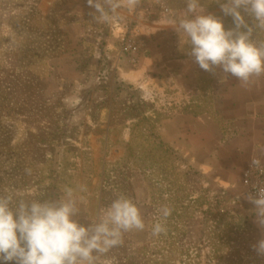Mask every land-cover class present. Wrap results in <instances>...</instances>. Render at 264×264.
Instances as JSON below:
<instances>
[{
	"label": "rangeland",
	"instance_id": "rangeland-1",
	"mask_svg": "<svg viewBox=\"0 0 264 264\" xmlns=\"http://www.w3.org/2000/svg\"><path fill=\"white\" fill-rule=\"evenodd\" d=\"M74 1L0 0V194L55 199L66 186L86 185L77 193L83 204L76 217L85 225L117 195L133 199L146 228L125 233L104 258L110 264H264L253 248L264 231L241 180L252 160L264 167V151L228 144L237 127L215 108L218 95L207 77L189 97L166 87L152 101L137 97L108 64L96 65L92 42L64 28L75 22ZM181 1L165 0L168 7ZM229 19L226 26L234 27ZM186 110H207L220 128L191 160L155 127ZM162 205L171 215L166 233L154 237Z\"/></svg>",
	"mask_w": 264,
	"mask_h": 264
},
{
	"label": "clouds",
	"instance_id": "clouds-1",
	"mask_svg": "<svg viewBox=\"0 0 264 264\" xmlns=\"http://www.w3.org/2000/svg\"><path fill=\"white\" fill-rule=\"evenodd\" d=\"M224 16L234 27L226 28L218 16L207 13L201 0H185L181 14L169 9L175 30L191 45L188 53L205 71L222 70L238 79L243 86L264 76V0H216ZM140 0H87L95 11L93 19L111 23L125 6L136 7ZM245 16L252 19L249 24ZM254 32L257 33L254 38ZM259 167V160H252ZM255 195L245 198L254 205V223L264 231V183L253 185ZM87 192L86 185L76 189L64 187L55 199H26L14 193L0 194V264H110L104 259L124 243V234L144 231L146 224L138 204L120 194L100 208L90 223L76 217L83 200L77 193ZM139 195V194H138ZM171 209L162 205L155 210L151 235L166 233L165 222ZM254 250L264 256V238Z\"/></svg>",
	"mask_w": 264,
	"mask_h": 264
},
{
	"label": "crops",
	"instance_id": "crops-1",
	"mask_svg": "<svg viewBox=\"0 0 264 264\" xmlns=\"http://www.w3.org/2000/svg\"><path fill=\"white\" fill-rule=\"evenodd\" d=\"M201 3L207 13L221 18L228 28L226 25L231 24V20L223 15L216 0H201ZM166 7L165 0H140L136 7L121 8L118 19L101 23L93 19L91 13L95 10L89 7L87 0H75L69 10L75 14V22L66 24L64 28L75 40L92 42L96 47L92 59L94 63L108 64L117 80L132 87L137 97L147 95L156 101L155 98L166 87L188 96L190 92L200 91L206 86V77L208 83L212 80L208 87H213L218 95L215 108L222 111L225 118L233 119L237 127L228 144L243 142L250 152L260 154L264 151V76L254 78L249 85L243 86L236 77L230 74L225 77L220 69L214 73L202 70L188 55L191 45L184 43V37H180L175 30L168 11L171 9L181 14L185 0L164 10ZM245 18L252 24L250 17ZM125 24L131 26L132 38L139 45L133 58L119 51ZM256 35L254 32V38ZM259 38L264 39V33H260ZM72 58L70 61L74 62ZM75 63L81 64L80 60H75ZM226 93L233 95L229 101L223 97ZM229 102L231 106L227 109ZM242 105H249L246 108L248 112L241 113ZM156 129L165 143L189 160L195 159L196 153L210 148L211 136L217 139L220 133L218 123L207 110L202 113L192 110L176 112L163 118ZM252 136L259 139L250 141Z\"/></svg>",
	"mask_w": 264,
	"mask_h": 264
},
{
	"label": "built area",
	"instance_id": "built-area-1",
	"mask_svg": "<svg viewBox=\"0 0 264 264\" xmlns=\"http://www.w3.org/2000/svg\"><path fill=\"white\" fill-rule=\"evenodd\" d=\"M121 38L119 41V51L123 54L134 57L135 53L139 50V45L134 42L132 38V28L129 24L124 25V30L121 31ZM242 186L245 193L255 195L256 189L253 185L264 183V167H259L249 164L245 167L241 174Z\"/></svg>",
	"mask_w": 264,
	"mask_h": 264
},
{
	"label": "trees",
	"instance_id": "trees-1",
	"mask_svg": "<svg viewBox=\"0 0 264 264\" xmlns=\"http://www.w3.org/2000/svg\"><path fill=\"white\" fill-rule=\"evenodd\" d=\"M164 118H166V117H164ZM163 118H161L160 120H158L157 122H156V128H157V124L162 120ZM157 130V129H156ZM158 136H159V134H158ZM160 137V136H159Z\"/></svg>",
	"mask_w": 264,
	"mask_h": 264
}]
</instances>
